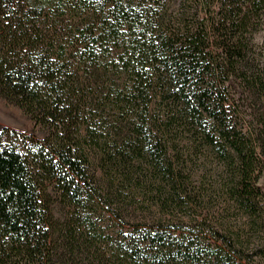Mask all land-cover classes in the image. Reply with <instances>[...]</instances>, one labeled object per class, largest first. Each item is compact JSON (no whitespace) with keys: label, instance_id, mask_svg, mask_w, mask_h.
Listing matches in <instances>:
<instances>
[{"label":"trees","instance_id":"16d2710c","mask_svg":"<svg viewBox=\"0 0 264 264\" xmlns=\"http://www.w3.org/2000/svg\"><path fill=\"white\" fill-rule=\"evenodd\" d=\"M262 30L264 0H0V96L46 131L0 127V264H264L199 219L260 214Z\"/></svg>","mask_w":264,"mask_h":264},{"label":"rangeland","instance_id":"374dc122","mask_svg":"<svg viewBox=\"0 0 264 264\" xmlns=\"http://www.w3.org/2000/svg\"><path fill=\"white\" fill-rule=\"evenodd\" d=\"M32 3H41L45 4L47 0H25ZM40 1V2H38ZM256 43L264 50V30L260 31L255 35ZM9 127L11 129L26 133L33 134L38 139H43L46 136V131L40 127L36 126L35 122L31 119L29 115H27L24 110L20 107L15 106L14 104H10L7 100H5L2 96H0V127ZM260 186L264 191V173L260 179ZM219 192H215V194L210 195V201L207 204L208 208H205V204L202 206V214H200L199 219L201 220L204 215L208 214L209 219H211L212 223L219 224L221 222H230V225L235 226V230L240 228L242 234L245 235L248 233V239L250 242V246L254 249L264 243V228H261L258 223H260V218L264 215L262 209H264V201L260 200L258 202V210L259 215L255 218L256 222L249 219L245 211L231 209L230 212L224 210V207L228 205L230 202L227 200L225 195L218 194ZM261 216V217H260ZM264 219V216H263ZM252 225L253 229L249 230V227ZM264 226V225H263ZM246 231L245 233H243ZM249 231V232H248ZM236 234V233H234ZM199 243H205L208 239L214 244L211 237H207L203 234H199ZM246 239V236H243ZM242 239V238H241Z\"/></svg>","mask_w":264,"mask_h":264}]
</instances>
